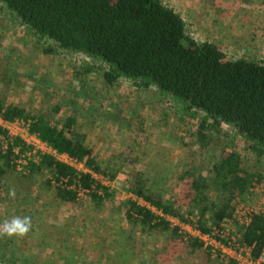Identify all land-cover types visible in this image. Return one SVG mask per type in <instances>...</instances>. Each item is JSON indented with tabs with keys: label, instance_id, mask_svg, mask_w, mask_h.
I'll list each match as a JSON object with an SVG mask.
<instances>
[{
	"label": "rangeland",
	"instance_id": "1",
	"mask_svg": "<svg viewBox=\"0 0 264 264\" xmlns=\"http://www.w3.org/2000/svg\"><path fill=\"white\" fill-rule=\"evenodd\" d=\"M162 1L181 15L197 41L214 42L232 59L264 63V0ZM50 44L0 4V100L52 120L76 117L97 159L120 164L122 171L113 182L105 181L113 195L102 206H95L86 193L72 204L55 198L48 170L22 174L33 152L17 157V169L2 179L0 225L14 216H30L32 226L22 238L0 236V263L222 264L203 251L191 252L168 232H144L128 223L123 203L140 172L151 191L181 204L187 181L207 175L228 149L226 129L213 133L211 144L203 147L195 136L202 113L186 116L154 87L137 88L127 78L107 86L105 64L64 50L46 53ZM57 103L62 106L54 113ZM9 128L11 135L27 138L33 151L41 150L42 143L26 135L25 122ZM257 168L248 165L249 170ZM253 188L258 196L251 193V205L264 196V190ZM13 189L15 198L9 195ZM211 192L215 199L217 193Z\"/></svg>",
	"mask_w": 264,
	"mask_h": 264
},
{
	"label": "trees",
	"instance_id": "2",
	"mask_svg": "<svg viewBox=\"0 0 264 264\" xmlns=\"http://www.w3.org/2000/svg\"><path fill=\"white\" fill-rule=\"evenodd\" d=\"M0 4L35 34L51 41L46 53L64 50L105 64L107 86L127 78L137 88L154 87L180 105L186 116L202 113L195 132L201 146H209L213 133L226 129L228 149L207 175L187 181L181 204L151 191L137 172L123 203L128 223L144 232H168L191 252L203 251L208 259L222 264L235 262L204 247L169 217L202 233H215L226 245L249 248L254 259L263 253L264 212L252 214L249 223L235 216L239 201L251 203L258 196L253 187L264 182L263 62L232 59L214 42L197 41L181 15L162 0H0ZM61 106L54 105L53 112L58 113ZM0 116L8 122H25L28 132L52 150L83 163L85 171L42 151L27 159L22 174L34 176L48 170L47 183L57 200L78 204L86 193L100 207L112 197L113 190L105 181L113 182L122 166L97 159L78 130L76 117L52 120L47 114H33L1 100ZM32 149L0 124V187L3 177L17 169L15 159ZM248 165L258 168L249 170ZM212 190L217 193L215 199Z\"/></svg>",
	"mask_w": 264,
	"mask_h": 264
},
{
	"label": "built area",
	"instance_id": "3",
	"mask_svg": "<svg viewBox=\"0 0 264 264\" xmlns=\"http://www.w3.org/2000/svg\"><path fill=\"white\" fill-rule=\"evenodd\" d=\"M16 122H19V121H16ZM16 122H8L0 116V124L6 128H9L10 124H14ZM26 131H27L26 135L33 136V138L35 139V140L33 139L34 141H37L38 143H42V145H43V146H41L42 151L52 152L58 158H60L61 160L75 166L76 168H79V167L83 168L84 167L83 164H81L76 159L71 158L70 156H68L66 154H56V152L54 150L49 148L44 142L39 140L35 135H31L28 132V128L26 129ZM16 136H18V135H16ZM19 137H21L27 144L30 143L29 140L27 138H25L23 135L19 134ZM257 188L264 190V182L261 185H258ZM258 212H260V213L264 212V196L262 198H260L259 201L254 202L253 205L245 203V202H239L237 205L235 216L237 217V219L239 221L249 223L251 215L254 213H258ZM169 219L175 224H176V220L178 222H180L178 219H175V218L169 217ZM230 224H231V221L229 222V224L226 225L227 231L230 228ZM178 225H180V224H178ZM187 227L189 228L188 230H186L185 228H183L181 226V228H183L187 233L197 237L203 243L204 247L210 248L212 252L220 253L222 258H225L226 260L231 259L235 262V264H264V251L257 259H254L251 255V251L249 248H246V247L235 248L231 245H226V244L220 242L216 238L215 233H202L200 230H198L195 227H192L191 225H187Z\"/></svg>",
	"mask_w": 264,
	"mask_h": 264
},
{
	"label": "clouds",
	"instance_id": "4",
	"mask_svg": "<svg viewBox=\"0 0 264 264\" xmlns=\"http://www.w3.org/2000/svg\"><path fill=\"white\" fill-rule=\"evenodd\" d=\"M9 195L15 198V190H11ZM32 221L30 216H14L11 219H6L2 225H0V236L18 237L22 238L28 234L31 230Z\"/></svg>",
	"mask_w": 264,
	"mask_h": 264
},
{
	"label": "bare ground",
	"instance_id": "5",
	"mask_svg": "<svg viewBox=\"0 0 264 264\" xmlns=\"http://www.w3.org/2000/svg\"><path fill=\"white\" fill-rule=\"evenodd\" d=\"M26 127H27V125H26ZM28 128V127H27ZM38 138V137H37ZM39 139V138H38ZM40 140V139H39ZM43 142V141H42ZM45 143V142H44ZM46 144V143H45ZM47 145V144H46ZM48 146V145H47ZM49 148H51L50 146H48ZM52 149V148H51ZM36 151H42V150H36ZM36 151H32L33 153V155H34V152H36ZM42 152H48V151H42ZM56 152V151H55ZM29 153V152H28ZM31 153V152H30ZM49 153H52V152H49ZM52 154H54V153H52ZM56 154H59V153H57L56 152ZM55 155V154H54ZM67 155V154H66ZM72 158V157H71ZM60 159V158H59ZM81 163V162H80ZM81 164H83V163H81ZM73 166V165H72ZM84 166V165H83ZM75 167V166H74ZM77 169H79V168H77ZM79 170H87L85 167H83L82 169H79ZM143 202V201H142ZM155 209V208H154Z\"/></svg>",
	"mask_w": 264,
	"mask_h": 264
},
{
	"label": "crops",
	"instance_id": "6",
	"mask_svg": "<svg viewBox=\"0 0 264 264\" xmlns=\"http://www.w3.org/2000/svg\"><path fill=\"white\" fill-rule=\"evenodd\" d=\"M142 202V201H141ZM146 204V203H145ZM147 206H149L150 207V205L149 204H146Z\"/></svg>",
	"mask_w": 264,
	"mask_h": 264
}]
</instances>
